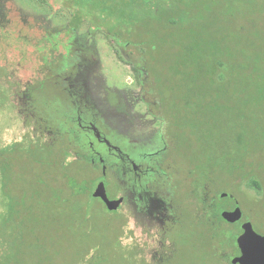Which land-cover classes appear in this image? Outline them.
I'll use <instances>...</instances> for the list:
<instances>
[{
    "label": "rangeland",
    "instance_id": "rangeland-1",
    "mask_svg": "<svg viewBox=\"0 0 264 264\" xmlns=\"http://www.w3.org/2000/svg\"><path fill=\"white\" fill-rule=\"evenodd\" d=\"M88 1L89 5L81 9L76 5L77 0H0V149L21 141L24 134L23 124L9 108L6 86L30 83L44 90L60 105L71 102L83 109L88 120L86 117L80 120L99 138V143L95 144L101 152L99 159L96 158L97 170L90 171L91 179L96 180L90 190L93 196H81L80 201L64 206L62 213L52 218L47 230L49 237L42 246L27 241L25 225L10 216L0 168V264H71L82 257L84 259L79 264H87L90 258L98 261L97 264H127L121 259L123 251L129 250L130 241L126 234L128 223L123 215L126 209L118 207L124 197L131 195L128 187L134 181L130 173L135 171L137 174L135 194L148 196L155 204L159 198L155 192L160 190L156 189L160 178L159 175L156 177L159 163L162 162L165 169L173 173L176 157L183 159L184 163L190 158H202L206 151V147L194 139L189 144L182 141L181 145H173L176 142L169 137L172 131L186 135V126L179 123L183 120L179 121V118L185 119L190 112L180 107L179 99L185 95L181 86L184 82L179 83V76L169 70L168 60H159L161 57L157 58V51H153L149 44L122 46L110 32L113 26H123V19L133 16L137 10L140 14L146 10L149 12L150 5H144V0ZM166 1L167 8L170 3H178L177 0ZM204 3L216 12L213 18L225 31L228 22L224 23L217 16L224 15L227 19V12L234 11L238 14L234 20L237 29L242 25H251L255 31L260 28L257 34L263 36L262 39L256 34L244 35V38L256 42L258 46L253 49L254 53H259L264 59V19L260 21L262 16L252 18L250 12H241L246 7L243 0H235V6L227 12L224 8L228 0H188L181 8H174L181 16L179 26L187 28L193 22L191 16L196 12L195 4L198 5L196 8H203ZM76 8H80L78 15ZM132 27L135 29L134 25ZM159 30L164 32L163 28ZM140 31L136 32L140 34ZM244 31L241 29L240 34ZM169 47L162 48L172 50ZM165 50L162 49L160 55L167 59L169 51L165 53ZM172 52L178 53V49ZM156 72L162 74V80ZM234 75L235 71L227 66L225 78H217L216 86H212L216 87L213 92L217 90L219 93H209L208 99L218 95L216 98L221 97L222 102L228 100L230 105L238 106L240 110L229 114L242 113L237 118L233 116L239 123L230 124L233 125L230 130L220 126L214 117L206 120L209 128L219 131L217 134L227 129L228 137L216 139V145L232 157L236 155L238 145L237 141L230 140L235 139L239 126L254 131L259 126H252L251 122L256 121L264 130V103L243 102L254 94L255 88L251 86L250 91L239 96L225 91L234 82ZM157 79L160 82L157 83ZM163 98L169 99L171 106L178 105L179 108L169 107L167 110L162 103ZM177 113L180 117L175 116ZM218 113L216 116L220 121L226 122L227 112ZM246 146L248 148L240 158L243 166L235 171L244 179H237L234 186L226 189L222 181L229 184L232 175L225 166H221L215 171L216 177L222 180L217 184L222 193L228 190V194L236 197L244 216L252 221L258 233L264 234V151L260 147L257 149L258 146L256 149ZM142 171L149 174L144 175ZM104 172L108 178L102 175ZM172 181L178 182L174 177ZM100 183L104 184L110 200H120L118 206L111 208L101 196L94 195ZM178 193L181 200L182 188ZM174 203H177L175 199ZM185 221L181 239L177 242L183 243L176 255L179 260L174 264H229L209 254L214 249L220 250L217 236L210 239L209 246L203 245L207 237H195L194 250L186 245L184 242L192 239V234ZM225 225L233 230L239 227ZM226 251L236 255L233 246ZM15 258L16 262H13ZM148 261L145 258L144 264Z\"/></svg>",
    "mask_w": 264,
    "mask_h": 264
},
{
    "label": "trees",
    "instance_id": "trees-1",
    "mask_svg": "<svg viewBox=\"0 0 264 264\" xmlns=\"http://www.w3.org/2000/svg\"><path fill=\"white\" fill-rule=\"evenodd\" d=\"M177 1L178 3H170L167 8L166 0H144V5H150L149 12L146 10L144 14H140L137 10L133 16L123 19V26H113L110 32L122 46L149 44L153 51H157V58L161 57L159 60H168L169 70L179 76L181 79L179 83L184 82L181 86L185 95L179 99L180 107L186 108L190 112L185 115V119L179 118V121L183 119L179 123L186 126V135L179 132L182 135L181 142L188 143L194 139L198 142L197 144L203 145V148L206 147L202 158L196 160H214L215 171L219 170L221 166H225L232 175V179H244L242 175L235 173L237 168L240 169L243 166L240 158L244 150L248 148L246 144L253 149L258 146L257 149L260 147L264 151V130L256 121L251 122L252 126H259L254 131L251 128L244 130L239 126L235 133V139L230 140L237 141L236 155L233 157L226 155L223 150L220 151L221 147L216 145L218 142L216 139L222 140V137H228L227 129L233 126L230 124L239 123L233 116L235 115L237 118L242 113L229 114L233 110H240V108L230 105L228 100L225 103L222 102L221 97L216 98L218 95H215L214 99H208V96L209 93H219L217 90L213 92L216 87L212 86H216L217 78L219 80L223 78L228 66V69L232 68L235 71L236 76L234 75V82L230 83L225 91L239 96L240 93L250 91L252 86L255 88L254 94H251L247 100L244 99L243 102L254 103V105L264 103V59H261L262 55L259 53H254L253 49L258 46L256 42L244 38V35L256 34V36H260L257 34L260 28H256V32L251 29V25L249 27L242 25L240 27L245 31L240 34L241 29H237L234 24L237 12H227L228 9L235 6L233 5L235 0H228V4L224 8L229 14L226 15L227 19L224 15L217 16L224 23L228 22L226 31L224 27L216 24V19L213 18L216 12L207 3H204L203 8H196L198 5L195 4L196 12H192L191 16L193 22L183 29L179 26L181 16L174 8H181L188 0ZM243 1L246 7H243L241 12H250L249 16L252 18L262 16L260 21L264 19V0ZM76 5L82 9L89 5V1L77 0ZM75 11L77 15L81 13L80 8H76ZM132 25L135 26V29ZM162 28L164 32L159 30ZM138 29H141L140 34L136 32ZM262 37L260 36L261 39ZM167 46H170L169 48L172 50L178 49V53L172 52L170 49L165 50L164 48ZM162 49L165 50V53L169 51L167 59L160 55ZM156 73L162 80V74ZM159 79H157V83L160 82ZM5 95H7L11 112L23 124L24 130L21 141L0 149V168L4 176V193L8 199V211L11 217L25 225L24 235L27 241L31 240L33 244L42 246L49 237L47 230L52 218H57L58 214L62 213L64 206L80 201L81 196L92 195L90 190L96 180L91 179L90 171L97 170L96 158L99 159L101 152L95 142L99 143V138L91 128L81 122L80 119L86 117L83 109L75 107L71 102L64 106L61 104V106L56 100L48 97L46 92L37 85L27 83L23 86L18 84L12 86L8 84ZM162 103L167 110L169 107L179 108L178 105L171 106L167 98H163ZM225 111L227 118L226 122L223 120L224 123H222L216 114ZM175 116L180 117V114L177 113ZM210 116L214 117L217 123L220 122V126H226L227 129L217 134L219 131L209 128L206 120ZM220 153L227 158L222 157ZM219 192H221L220 189H217V193ZM222 208L223 204L220 202L216 204L215 225L209 224L206 218L200 221L199 239L207 237L205 239L207 242L203 245L209 246L210 239L219 237L220 250L214 249L209 251V254L218 257L220 261L233 264L231 261L233 253L227 252L226 248L233 246L236 255L240 253L236 240L238 232L242 229L238 227L233 230L226 227L221 215ZM125 209L123 215L129 226L126 206ZM208 211L206 201L205 215H208ZM126 228V234L129 237L128 227ZM119 234L121 236V231ZM188 242V245L194 250L195 242ZM128 247H130L129 241ZM173 252L175 254V251ZM165 257L161 263H159L160 261L150 263L174 264L179 260L176 255ZM83 259L82 257L71 264H79ZM121 259L127 264H144L145 262L143 257L131 255L128 249L125 253L123 251ZM184 259L186 260V258ZM13 262H16V258ZM97 263L98 261L95 262L90 258V262L87 264ZM145 264H149V262Z\"/></svg>",
    "mask_w": 264,
    "mask_h": 264
},
{
    "label": "flooded vegetation",
    "instance_id": "flooded-vegetation-1",
    "mask_svg": "<svg viewBox=\"0 0 264 264\" xmlns=\"http://www.w3.org/2000/svg\"><path fill=\"white\" fill-rule=\"evenodd\" d=\"M170 134L173 136L170 135L169 137L176 142L173 145H180L182 135L178 131H172ZM177 148L179 149V147ZM158 167L160 171L158 170L156 177L159 175L160 178L157 179L159 186L156 189L160 190L155 192V195H159L157 202L152 204L150 197L137 196L135 194V188L138 183L135 179L137 174L134 171L130 173L134 183L129 184L128 187V192L131 195L128 198L124 197L123 202L118 207L119 209L122 206H126L128 209L129 252H131V255L141 256L143 259L148 258L150 260L148 261L149 264H151L150 262L155 263L157 261L161 263L165 260V256H175L178 254L179 245L183 243L181 241L180 243L177 242L178 239H181L185 219L188 230L192 234V239L186 240L184 243L188 244V241L194 243L199 238L200 221L206 218L209 224L215 225L216 204L219 202L223 204L221 215L223 211H234L237 207L241 208L236 197L227 192L229 187L234 186L235 181L239 178L231 179L229 184L226 181L218 179L215 174L214 160L207 161L206 159V161H198L195 158H190L183 163V159L181 160L180 157H176L173 173H169L162 162L159 163ZM141 173L144 175L149 174V172L145 171ZM102 175L108 178L105 172ZM173 177L178 182H173ZM221 181L223 182L222 185L228 190L223 193H217V189H219L217 183L221 184ZM115 187H119L116 181ZM181 188L182 194L183 192L184 194L180 200L178 198V191ZM174 199L177 202L176 204L174 203ZM206 201L209 210L208 215H205L204 212ZM223 220L225 224L237 225L241 229L243 223L250 221L244 216L243 210L241 218L237 221L231 222L224 217ZM250 222L252 223V221ZM242 231L243 229L240 233ZM173 251H175V254Z\"/></svg>",
    "mask_w": 264,
    "mask_h": 264
},
{
    "label": "water",
    "instance_id": "water-1",
    "mask_svg": "<svg viewBox=\"0 0 264 264\" xmlns=\"http://www.w3.org/2000/svg\"><path fill=\"white\" fill-rule=\"evenodd\" d=\"M94 195H99L114 208L120 204V200H110L107 196L103 183L97 185ZM222 216L231 222L237 221L242 216V210L237 207L234 211H223ZM242 233L237 236V245L240 250L238 255L233 256V264H264V234L258 233L250 221L243 223Z\"/></svg>",
    "mask_w": 264,
    "mask_h": 264
}]
</instances>
